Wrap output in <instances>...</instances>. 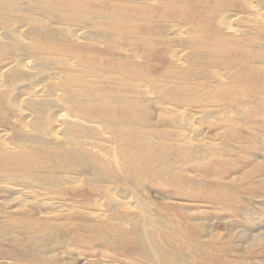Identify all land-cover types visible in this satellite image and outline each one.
<instances>
[{"label": "rangeland", "instance_id": "obj_1", "mask_svg": "<svg viewBox=\"0 0 264 264\" xmlns=\"http://www.w3.org/2000/svg\"><path fill=\"white\" fill-rule=\"evenodd\" d=\"M0 82V264H264V0H0Z\"/></svg>", "mask_w": 264, "mask_h": 264}, {"label": "bare ground", "instance_id": "obj_2", "mask_svg": "<svg viewBox=\"0 0 264 264\" xmlns=\"http://www.w3.org/2000/svg\"><path fill=\"white\" fill-rule=\"evenodd\" d=\"M27 63V62H26ZM25 65V64H24ZM25 66H27V65H25ZM34 68V67H33ZM28 69V68H27ZM5 70V69H4ZM25 70V69H24ZM34 75V74H33ZM2 76H4V74L2 75ZM41 81V80H40ZM9 83V82H8ZM41 84V83H40ZM3 86V84H1V82H0V86ZM20 86H21V84H20ZM33 86V85H32ZM11 87V86H10ZM16 87V86H15ZM34 87H36V85L34 86ZM18 87H16V89H17ZM10 89V88H9ZM15 89V88H14ZM15 89V90H16ZM7 90V89H6ZM8 91V90H7ZM10 91V90H9ZM8 91V92H9ZM35 91V90H34ZM11 92V91H10ZM36 92H38V89H37V91ZM35 93V92H34ZM9 94V93H8ZM11 94V93H10ZM8 96V95H7ZM37 96H39L38 94H37ZM42 97V96H41ZM5 98V100H6V98L7 97H4ZM86 101V100H85ZM3 102H4V100H3ZM2 103V102H1ZM4 104V103H3ZM2 104V105H3ZM21 105V104H20ZM4 106H7V105H4ZM17 108V107H16ZM15 109V108H14ZM146 109V108H145ZM17 110V109H16ZM20 110V113H22V114H25V110L22 108V109H19ZM19 114V113H18ZM31 114V113H30ZM27 116V115H26ZM24 118V117H23ZM29 118H30V116H29ZM31 119V118H30ZM51 120V119H50ZM50 124V123H49ZM56 124V123H55ZM54 125V124H53ZM57 128V127H56ZM59 128V127H58ZM57 128V129H58ZM60 129V128H59ZM62 129H64V128H62ZM64 132V131H63ZM59 133V132H58ZM57 134V133H56ZM60 134V133H59ZM59 137V136H58ZM51 139V138H50ZM53 139V138H52ZM56 140V139H55ZM57 140H58V138H57ZM61 140V139H60ZM256 176V175H255Z\"/></svg>", "mask_w": 264, "mask_h": 264}]
</instances>
